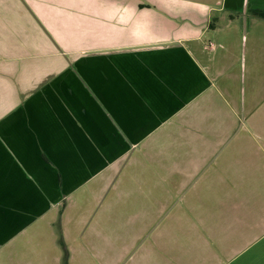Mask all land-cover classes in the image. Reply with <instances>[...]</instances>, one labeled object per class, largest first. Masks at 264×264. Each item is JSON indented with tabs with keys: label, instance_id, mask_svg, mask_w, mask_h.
<instances>
[{
	"label": "crops",
	"instance_id": "crops-1",
	"mask_svg": "<svg viewBox=\"0 0 264 264\" xmlns=\"http://www.w3.org/2000/svg\"><path fill=\"white\" fill-rule=\"evenodd\" d=\"M6 9L0 264H62L55 220L78 191L107 186L136 165L137 150L168 155L180 139L187 154L198 144L211 154L217 143L206 139L216 137L202 125L231 130L233 73L222 61L241 23L264 36V0H16ZM254 137L226 143L224 163L192 185L184 211L156 227L133 264H264V137Z\"/></svg>",
	"mask_w": 264,
	"mask_h": 264
},
{
	"label": "rangeland",
	"instance_id": "rangeland-1",
	"mask_svg": "<svg viewBox=\"0 0 264 264\" xmlns=\"http://www.w3.org/2000/svg\"><path fill=\"white\" fill-rule=\"evenodd\" d=\"M12 1L0 0V43L5 39L1 24L9 18L6 8ZM230 37L227 59L222 58V64L233 73L230 91L237 115L231 121L230 131V127L225 131L216 121L202 125L203 130L216 137L206 140L216 142L219 149L213 145L215 147L210 149L213 153L198 154L196 152L204 149L198 144L194 152L190 149L187 154L184 141L176 139L177 143L174 140L172 146H167L168 155H159L156 149L146 155L135 151L131 157L136 161L134 167L127 164L116 175L112 172L115 176L107 186L93 182L91 188L78 191L73 202L60 210L54 229L55 240L61 244L55 251L57 261L62 264H133L140 259L141 250L156 227L165 223L172 212L184 211L185 201L193 191L192 185L224 163L223 157L227 155L223 148L232 137L229 147L234 146L233 142L240 147L246 145L245 139H260L254 137L258 133L264 137V36L255 38L241 23L238 32L230 33ZM159 163L163 164L157 165ZM156 165L165 168L154 167ZM203 165L202 171L190 175L191 186L187 187L190 176L184 167Z\"/></svg>",
	"mask_w": 264,
	"mask_h": 264
},
{
	"label": "trees",
	"instance_id": "trees-1",
	"mask_svg": "<svg viewBox=\"0 0 264 264\" xmlns=\"http://www.w3.org/2000/svg\"><path fill=\"white\" fill-rule=\"evenodd\" d=\"M256 15L264 18V11H256Z\"/></svg>",
	"mask_w": 264,
	"mask_h": 264
}]
</instances>
